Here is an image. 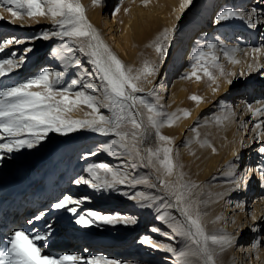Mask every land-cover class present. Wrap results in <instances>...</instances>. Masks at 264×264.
Here are the masks:
<instances>
[{
    "label": "bare ground",
    "instance_id": "6f19581e",
    "mask_svg": "<svg viewBox=\"0 0 264 264\" xmlns=\"http://www.w3.org/2000/svg\"><path fill=\"white\" fill-rule=\"evenodd\" d=\"M123 1L130 0H100V4L98 0L88 6L84 1L78 0L84 7L88 22L99 33L104 43L122 60L127 53H130L132 46L142 44L151 34L167 28L168 34L173 38L170 40L166 58L160 65L158 75L151 78L148 87L144 90L147 93L152 86L155 88L154 98L172 103L171 105L177 102L178 105L171 111L173 117L182 114L181 110L186 102V90L172 75L177 73L189 75L187 73L193 71L192 55L198 48L203 46L207 52L206 44L211 42L217 47L221 46L223 51H231L233 56L240 57L239 64L232 67V73L236 74L231 78L233 83L230 85L228 80L220 76L215 78V82L212 81L203 88L202 92L208 94V97L193 110V114L202 113L203 119L213 117L222 135L215 147L212 145L213 142L205 143L191 156L198 186L185 200L191 202L194 209L198 208L201 211V222L206 229L209 231L224 229L227 233L239 237L234 245L219 253L216 257L217 264H264V219H261L264 217V187L261 186L257 173L247 181L246 187L233 190L231 163L234 162L237 154L239 168H255L261 160L258 149L264 141V126L256 128V125L264 121V115L253 116L247 105L251 104L253 109H256L262 106L257 101H264V68L259 67L264 65V0H193L187 6H184L185 0H139L145 3V9L133 11L131 17L122 21L120 25L112 7L114 2ZM227 8L244 13L255 9L256 15L252 19L253 22L258 21L256 27H250L246 19L240 18L216 23L215 17ZM214 11V19H211L210 14ZM0 14L13 23L12 27H5L7 34L4 33L3 42L7 39H19L30 43L27 47L23 46L24 43L7 45L2 51L8 54L9 58H12V53L15 52V58L18 60L25 49L30 47L32 51L27 53L24 64L14 68L23 69L22 74H25L42 60L49 41L35 45L36 41L24 39L20 36L18 27L21 25L27 27V23L21 19L8 18L1 8ZM196 16H199L201 21L192 25ZM182 33L189 36L182 40ZM256 44L259 46L256 47ZM256 48L260 51H253ZM58 49V46L52 47L45 61H41L42 68L64 70L62 65L64 66L65 62L60 59ZM247 53L251 59L247 57ZM66 56L69 57V54ZM85 63V68L76 64L72 66L79 67L78 74H81L84 83L98 84V77L94 74L95 70L88 59ZM249 65H252L251 69ZM242 71L245 73L243 77L239 75ZM88 91L90 94L98 95ZM235 95L238 98L232 105L231 100ZM101 110L104 111V108ZM91 112L87 105L79 104L74 115L77 119H91ZM102 113L109 116L108 113ZM185 126H181L177 143L189 135V132L186 133L187 129L183 131ZM108 136L91 131H77L69 135L49 133L48 138L40 145L26 149L27 151L23 149L13 152L0 161V222H2L0 244L2 246L8 244L7 237L16 229L43 232L45 225H51V235L46 242L44 254L82 255L86 258L99 255L117 260L120 264H182V260H178L171 253L151 246L166 244L180 251L185 249L188 243L183 238H173L174 233L168 225L172 223L173 217L176 219L182 217L175 208L165 207L161 197L166 198V194L161 192L160 188H153L152 192L143 198L141 195H136L138 191L125 185L117 186L120 191H96L89 185L83 183L77 185L74 182L82 175L89 179L84 170L93 164L106 163L116 169L123 160L124 166L127 167L126 157L112 156L99 150L101 145L112 140ZM72 138L80 142L82 149L80 157L76 164H71V161L70 166L60 171L61 157L56 155L60 150L55 148L60 142ZM89 152L97 154L88 156ZM181 169L183 174L186 168L182 165ZM44 171L45 184L30 190L28 184ZM129 171L133 173L134 170ZM190 172L193 174L192 171ZM148 173L150 182H155L154 173L151 174L150 170ZM58 178L61 179L60 183L56 181ZM65 183L67 184L64 185ZM16 185L18 187L12 189ZM124 191L136 195V199L125 197L122 194ZM225 193L228 195H224ZM60 194L84 201L79 205V214L98 211L102 214L131 216L137 220V223L134 225L98 223L83 227L75 223L71 214L59 210L47 221V215L54 210L46 209V206L56 202ZM26 201L31 205L24 216H21L22 222L19 223L18 210ZM141 204L152 206L142 207ZM42 210H47V215L43 219L35 221L32 225L27 223ZM159 215H163L165 220H160ZM253 228L256 230L254 231ZM144 240L148 242L143 243ZM139 247L144 249L138 250ZM85 249L88 251L85 252Z\"/></svg>",
    "mask_w": 264,
    "mask_h": 264
},
{
    "label": "snow or ice",
    "instance_id": "6c2138e0",
    "mask_svg": "<svg viewBox=\"0 0 264 264\" xmlns=\"http://www.w3.org/2000/svg\"><path fill=\"white\" fill-rule=\"evenodd\" d=\"M193 0H185V5L191 4ZM0 3L9 5L8 11L14 17H19L21 11L15 9L26 10L29 17H47L53 18V30L44 31L34 39L48 40L50 38H59L63 41L57 50L61 60L68 63L69 57L67 53H73L78 48L87 58L95 75L98 77L99 83H84L83 78H72L66 85L63 83L65 73L58 70H50L43 67L42 70L33 75L31 78L25 79L23 82L7 86L0 89V161L13 152H19L23 149H32L40 145L48 138L49 133L55 132L61 135H69L77 131H91L102 135H114L116 138L110 142L104 143L99 150H103L112 156L126 157L125 161H121L119 168L114 169L106 163L93 164L84 171L89 179L83 175L74 182L79 185L81 183L89 185L96 191H120L118 185H125L135 188L137 185L149 184L151 188H160L161 192L166 194L161 197L165 207L175 208L181 215L182 219L172 218V223L168 225L174 233L173 238H183L186 240L185 249L178 251L176 248L166 244H152L154 248L171 253L182 260V264H217L216 257L219 253L225 251L238 241L239 237L231 233H227L224 229L209 231L201 222V211L193 208L191 202L185 200V197L176 186H171L163 181L160 176H155V182H150L149 177H139L130 173L129 170H135L139 167L151 169L156 166L155 161L159 162L167 175H172L177 165L173 162V149L167 144L162 148L157 147L145 149L146 156L141 154L140 148L137 146L136 137L138 130L144 129L141 139L138 143L142 144L148 138V128L155 129V136L159 141L169 142V137L161 135L160 128L165 124L173 123V115L162 112L157 102H149L142 95L151 96L154 89H149L147 93L140 87L139 81L142 77L153 75L158 69L153 64L144 65L142 71L133 73L131 68H126L118 56L104 43L99 33L88 22L85 16L84 7L78 0H0ZM183 7V6H182ZM119 9H117L118 11ZM256 10L253 9L249 13L236 11L227 8L220 11L215 17L216 23H221L230 19L240 18L246 19L250 27H256L253 17ZM25 25H21L24 27ZM173 37L166 31L163 39L157 44L156 51L160 60L166 58L170 40ZM87 41V43H85ZM24 40L7 39L0 43V52L7 45L25 43ZM207 52L204 47L198 48L192 55L193 71L191 76H197V71L202 69L204 74L215 82V76L210 68H215L224 75L223 66L219 63L214 49L217 48L215 43L206 44ZM32 51L29 47L17 60L16 53H12V58H0V78L5 77L8 73H12L14 68L21 67L26 59L28 52ZM235 51V49H233ZM259 52L260 49H253ZM228 56V52H224ZM207 57V59H205ZM203 60V63L201 62ZM239 63V61H234ZM75 64L80 66L82 62L75 60ZM252 65H249L251 69ZM259 67L264 68V65ZM92 75V73H87ZM230 76H236L235 73H228ZM241 77L245 75L242 71L239 73ZM228 83L231 85L233 81L230 79ZM42 88V91H32L33 87ZM79 86L80 90L74 91ZM91 93H98L93 95ZM70 94H74V99ZM192 99H199L193 96ZM262 106L253 109L248 104V110L253 116L264 115V101H257ZM87 105L92 112L91 119H67L64 113L72 110L76 105ZM139 107L147 109V127H145L142 114ZM101 108L110 111L111 116L101 112ZM227 119V117H225ZM131 126V132L126 130ZM264 126V121L256 125V128ZM132 137L133 143L126 142L128 136ZM163 152L161 158L160 153ZM96 152H89L87 155H96ZM261 160L255 168H239V155L237 154L233 168V190H239L242 186L246 187L247 181L251 180L252 175L258 173V179L261 186L264 187V141L258 149ZM103 172V175H101ZM184 187L181 185V188ZM125 197L135 200L138 193L131 195L128 191L122 192ZM224 195H228L225 193ZM174 197V199H172ZM84 201L81 199H73L70 195H63L56 202L50 205L52 210L66 211L71 214L75 223L83 227H90L95 224L106 225H134L137 220L131 216L102 214L98 211H88L79 214V205ZM151 207L152 205H144ZM47 215V210H42L34 215L32 219L27 221L32 225L35 221L43 219ZM158 218L165 220L163 215ZM255 219V218H254ZM264 219V217H261ZM51 225H45V231H28L25 229H16L7 237L8 244L4 251H0V264H120L117 260L108 259L103 256L93 255L86 258L82 255H49L44 254L46 242L51 235ZM255 231L256 229L253 228ZM147 243V240L142 241ZM88 250L85 249V252Z\"/></svg>",
    "mask_w": 264,
    "mask_h": 264
},
{
    "label": "rangeland",
    "instance_id": "374dc122",
    "mask_svg": "<svg viewBox=\"0 0 264 264\" xmlns=\"http://www.w3.org/2000/svg\"><path fill=\"white\" fill-rule=\"evenodd\" d=\"M82 1H84L85 4L88 6L89 4H93L94 1H98V0H82ZM74 2H75V0H74ZM99 4H100V0H99ZM8 7H9V5L4 4V3H0V8L2 9L3 14L5 13L8 18H10L12 20L13 19H21V20L25 21L28 25L27 27H18L20 30V36L21 37H23L24 39H28V41L29 40L30 41H33V40L36 41L35 45L48 43V41H49V45H47V47H46L45 54L43 55V58H41L43 61H45V57L48 55V53L52 49V47L58 46L60 48L63 41H61L59 38L53 37V38H50L48 40L34 39L35 36L38 37L41 34L40 32H42V31L44 32L45 29H48V31L53 30V18L50 15L47 17H39V16L29 17L26 13V10L15 9V6H12L14 8V10L21 11V15L19 17H14L8 11ZM117 9H119V10L117 11ZM140 9L141 10L145 9V3H143L139 0H130L129 2L123 1L120 3L114 2V5L112 7V11L114 13H116L117 18H118V23L120 22L119 23L120 25L122 24V21H125L131 17L133 11L140 10ZM210 15H211V19H214L215 11ZM1 16L2 15L0 14V21H1L0 22V30L2 32V34L0 35V43L3 42L2 39H3V37H5V34H4V33H6L5 27H12L13 26V23H11V21L9 19H5L4 17H1ZM199 21H201L200 17L196 16L191 24L194 25L196 23H199ZM45 23H48V25ZM30 24H32V25H30ZM166 31L168 32L167 28L161 32L151 34V36L148 37L144 42H142V44H140L138 46H132L130 53H127L123 57V60L120 59L123 62V64L126 66V68H131L133 70V73L142 71V69L146 63L149 66H151L153 64L156 66V68L158 70L153 75H150L147 77H142V79L139 81V85L143 89L148 87V85L151 81V78L153 76H155L156 74L158 75V73L160 71V65H161L162 61L160 60L159 54L156 51V46L163 39ZM37 33H39V35ZM181 35L183 36L182 40L189 36V35L186 36L184 33H182ZM191 35H192V33H191ZM85 43H87V41H85ZM29 45H30L29 42H25L23 46L27 47ZM255 46L258 47L259 45L256 44ZM74 51L75 52H73V54L67 53V54H69V59H68V63L66 65L62 61V63L64 64V66L62 65V67H64V70H62V69H60V70L65 73V77L63 80V83L65 85L72 78H76V77L78 78V76L80 77V75H81V74L80 75L78 74L79 67L72 66L73 64H75L76 58H79L78 60H80L82 62V64H81L82 67H84V68L86 67L85 60H87L88 58L83 53H80L77 49ZM213 51L217 55V57L219 59V63L223 66L225 74L221 75L220 71L218 69L211 68L209 66L210 71H212L215 78L220 76L226 80H230L232 78V76L228 75V73H232V67L235 64H239V63H236L234 61L240 62V57L239 56H233L231 51H227V50L226 51L228 52V56H225L224 55L225 51H223V48H221V46L217 47ZM115 54H116V52H115ZM246 55H247V57H249V59H251L250 55L248 53ZM0 58H9V56H8V54H4V53L0 52ZM205 59H207V57ZM242 60L243 61L245 60V56H244V58H242ZM41 61L37 65H35V67L29 69L25 74H22V72L24 71L23 69H13L12 73H8L5 77L0 78V89H3L4 87H7V86H13L16 83L23 82L25 79L31 78L33 75L38 74V72L41 71L42 64H43V62L41 63ZM202 63H203V60H202ZM187 74H189V75H186L185 73H183L181 75H180V73L172 75V76H174L173 77L174 79L179 81V83L182 85L183 89L186 90V92H185L186 93V95H185V101L186 102L184 103V105L182 107L181 116L174 117L173 123L165 124L163 127L160 128L161 135H164V136H167L170 138L169 142L159 141L158 138L155 136V129H151V128H148V133L150 135H148V138L144 141V143H142V144L138 143L139 140L141 139V134H143V132H144L143 128L138 130V135L136 137L137 146L140 148L141 154L144 156L147 155L145 149L152 148L153 150H155L157 147L162 148L163 146H165V144H167L168 147H171L173 149V153H172L173 162L175 165H177V167L174 168L172 175H167L165 173L163 167L161 165H159V162L155 161L156 166L154 168L146 169L143 167H139L133 171V173L136 174L138 176V178L147 176L150 179V175L148 173L150 170L151 174L153 172L155 176H157V175L160 176V178L163 181L168 183L170 185V190H172L171 186H173V185L176 186V188H179L180 191H182L185 198L189 197L192 194V192L198 186V180H196V178L194 177L195 167H193V164L191 163V156L194 155L195 150L197 148L201 147L205 143L213 142L212 145H213V147H215L218 144L217 140L222 135V132L218 130V127H217L213 117H205L203 119L204 115H202V113H200V115H198V113L193 114L194 108L197 105H199V103L202 100H204L208 97V94H204L202 92L203 88H205L206 87L205 85H208L213 80L210 79L208 76H206L202 69H199L197 71V76H199L200 79H197L196 76H191V73H187ZM162 75H163V73H162ZM182 76H183V78H182ZM83 77H84V79H86L85 76H83ZM150 89H155V88L154 87L152 88V86H151ZM31 90L32 91H42V88H37L34 86ZM76 90H80L79 86L76 89H74V91H76ZM70 95H71L72 99L75 98L74 94H70ZM140 95H142L143 98L148 100L149 102H157V100H158V99L154 98L155 97L154 95H151V96H147L144 94H140ZM193 96L199 97V99H192ZM244 96H245V94H243V97ZM237 98H238V96H236V95L233 96V98L231 100L232 105H234V103H236ZM162 101L163 100H158V103L160 105H162L161 111L166 112L167 114L171 115L172 109L175 106H177L178 103L174 102V104L171 105L172 103H168V102L165 103V101H163V102ZM76 106H74L71 111L64 113V116L67 119H77V116L74 115ZM139 111L142 114L144 125H145V127H147V116H148L147 109H145L143 107H139ZM101 112L108 113L109 116H111L110 111L107 109H104V111L101 110ZM184 125H186V126H185V128H183V131H184V129H187L186 133L189 132V135L187 137H185V139L183 141L177 143V136L179 134V131L181 130V126H184ZM126 130L131 132V126L129 125ZM55 134H58V133L51 132V135H55ZM243 136L244 135H242V137ZM108 137H110L111 139L116 138L114 135H109ZM207 138H209V140ZM77 141L78 140H76L75 138L74 139L72 138L71 140L68 139L62 143L60 142L58 144V146H56L55 149H57L58 151L60 150L58 152L59 154H56V155H59L61 157V163L62 164H61V167H59L60 171L66 169L68 166L75 163L78 160V157H80V153H81L82 149L80 147V142H77ZM126 142L129 144L133 143L132 137L130 135L126 138ZM182 146L184 148L180 149L179 147H182ZM61 148H63V149H61ZM67 149H68V151H67ZM160 156H161V158L163 157V152L160 153ZM71 161H72V163H71ZM182 165L186 168V171L183 174L181 172V170H182L181 166ZM31 171H32V169H31ZM190 171H192L193 174H191ZM35 172H36V170L34 171V173ZM45 176H46V172L45 171L41 172L37 177H35V180H33V182L28 184L29 185L28 188L30 190H32V189L37 188L38 185L43 186L45 184V182H44V180L46 179ZM56 181L60 183L61 179L58 178V179H56ZM66 184L67 183H65L64 185H66ZM181 185H183L184 187L181 188ZM15 187H18V185L12 187V189ZM133 189H135V191H138L137 193H142L141 196L143 198H146V196H148L152 192L153 188H151L149 186V184H141V185H137ZM62 196L63 195L60 194L59 198H61ZM30 205L31 204L28 201L23 203V205L18 210L17 222H19V223L22 222L21 216H24L25 212L28 210ZM46 209H50V206H46ZM56 212H57V210H54L53 213H51L50 215H47L48 216L47 221L54 214H56ZM1 223L2 222H0V224ZM6 246L7 245L2 246L0 244V251H4L6 249ZM143 249L144 248H142V247L138 248V250H143ZM107 253H109V252H107ZM107 253H106V255H107ZM0 258H2V257H0Z\"/></svg>",
    "mask_w": 264,
    "mask_h": 264
}]
</instances>
